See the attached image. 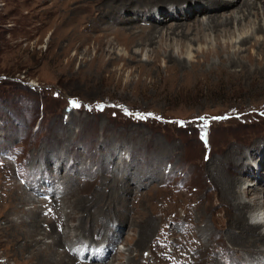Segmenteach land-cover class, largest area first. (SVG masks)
Listing matches in <instances>:
<instances>
[{"label":"rangeland","instance_id":"374dc122","mask_svg":"<svg viewBox=\"0 0 264 264\" xmlns=\"http://www.w3.org/2000/svg\"><path fill=\"white\" fill-rule=\"evenodd\" d=\"M102 1L118 2L0 0V226L24 194V216L34 217V234L41 233L42 246L58 237V252L110 244L114 253L121 250L105 261L111 264H129V254L137 264H213L215 258L225 264L236 211L223 201L211 169L225 154H247L258 176L252 172L247 182L260 184L261 197L245 215L264 205V181L256 180L264 175V56L229 67L217 55L197 52L182 66L170 49L186 54L196 42L169 40V30L154 36L148 29L140 43L124 27L113 26L108 35L89 27ZM253 49L248 54L255 55ZM231 158L219 166L240 180L235 172L242 168L241 176L247 159L238 165ZM49 182H57L62 194L58 226L41 215L38 203L46 201L33 195ZM104 216L116 226L114 244L111 234L96 232ZM205 226L208 240L199 231ZM17 230L0 228V263H14L9 233L20 239L18 250ZM64 232L78 237L65 238ZM140 236L141 246L135 245ZM28 255L25 250L24 260ZM61 256L65 264H79L71 254ZM98 262L104 264H89Z\"/></svg>","mask_w":264,"mask_h":264},{"label":"bare ground","instance_id":"6f19581e","mask_svg":"<svg viewBox=\"0 0 264 264\" xmlns=\"http://www.w3.org/2000/svg\"><path fill=\"white\" fill-rule=\"evenodd\" d=\"M124 1L125 2L121 4H120L121 0H118V2L114 1L110 4L105 2L104 4L103 1L101 3L96 2L98 8H97V16L95 18L98 19V22L100 21V24H98V22H94L95 19L94 18L93 21L90 20L91 22L89 27L93 26L94 30L96 31L100 30L104 32V34L106 35H108V29L112 28L113 26H114L113 27L114 31L115 30L119 31L124 27L129 32L133 31V34L131 33L130 34L132 36H138V38L136 39L134 38V40L139 39L140 43L143 41L142 38L146 36L147 33L146 30L148 29L151 31L152 35L156 33V30H161L164 32H166L165 30H169L171 35H166V38H170L169 40L178 39L180 40L179 41L180 44H183L186 41L190 43L191 41L196 42L193 44L197 48L191 47V50H188L186 54H184L183 51H180L177 48L178 53L176 55L175 54L176 49L169 48L170 50H172L171 54L169 55L171 57H174L175 59L178 58L179 59L178 62L182 66L185 65L186 61H189L190 59L193 58V57L191 58L193 53L195 54L197 52L201 53L203 56L206 57H209V54L217 55L219 56V58H221L219 62L220 63L227 62L229 64V67L237 66L239 60L242 59L252 62L255 59V57L257 58V56H260L261 58H263L264 56V0H124ZM167 3H170V6L163 9L162 6ZM97 5L95 4L96 7ZM95 6L94 8H96ZM205 6L209 10L204 9L203 7ZM154 7L157 8L154 10L153 13H151L150 11ZM196 9L198 10L196 11ZM91 10L93 12V8H91ZM193 11L197 13L195 16H194L195 13ZM194 17H196L195 21L193 20ZM190 18L192 19V21L190 20ZM105 20L109 21V23L104 22ZM111 22H113L115 25ZM131 35L129 36L131 37ZM158 37H160V35L157 33L156 37H154V40L155 38L157 39ZM152 42H153L152 40H146L145 44L148 43L150 45ZM188 47L189 46L187 45V48ZM251 48H255L253 49L255 50L254 52L255 55H252L251 53L248 54V51ZM233 154L234 153H228L225 154V156L220 157L217 160V164H216L219 168H215L214 165V167L211 169L212 174H217L218 179L216 180V182L219 184L218 186L222 188V191H224L223 201L229 204V209L236 211V214L233 213L232 216L233 218L231 217V219L233 220L231 230L234 232L228 233L229 235L227 234L228 239L232 240L231 248L233 249L231 251H227L228 254H225L223 252L222 256L223 257L230 256V258H228V260L225 261V264H264V245L263 246L261 245L262 243H264V229L261 228L264 226V205H258L257 207H254L248 213V215H245V209L247 207L250 208V206L255 204L256 201H258L259 198L261 197V195L258 192L260 184H258V182H250V183L247 182L249 176L252 177L251 175L252 172L254 176H257L255 175V168L252 166L251 162H250L251 165L249 164V162H247L250 157H248L247 154L244 155L241 153L235 155ZM229 155H231L232 157L231 161L232 160L237 161L236 163L238 165L242 164V160H243L242 158L247 159L246 163H248L249 166H246L247 168L243 170L241 176L239 174L242 172V168L237 169L240 173L235 172V174L238 176V179L240 180H237V177L235 179L234 177L230 178L229 176H226L222 168L219 166L220 160L226 162V158ZM48 160L50 159L46 160L47 163ZM250 166H252L253 168ZM245 173L246 175L244 176ZM73 179L75 178H69L68 180L65 178V181L67 182ZM256 180L264 181V175L260 176ZM252 186L254 187L256 186V187L253 188ZM23 196L24 194H21L17 198H15L16 206L15 205L11 206V215L6 214L4 218L5 219L4 225L0 226L1 230L5 232H8V229L11 227L13 229L16 228L18 230H22V236H21L22 244L18 250H17L18 248L17 245L20 239L18 237L16 238L15 236L13 237L9 233L10 235L9 241H11L10 243H12L13 245H15V249H16L14 251L15 257L13 258L14 260L13 264H28V263L37 264L36 263L37 262L36 260H38L37 258L41 260L42 263L40 264H65V257L61 256V254L64 253L65 256H68L70 252L67 253L66 249L68 250H74V249L69 246H64L61 247L64 248V251L58 252L56 247L61 246L58 237L54 238L53 241H51L50 243H46L45 246L41 245V242L44 241V239L43 237H40L41 233H38L39 235L34 234L33 227L35 226V222L32 220V218L34 217L28 216L26 218L24 216L25 215L24 205L26 204L27 199H25ZM262 199L264 200V192L262 195ZM29 201L31 202L33 200L30 199ZM90 201H92V199ZM18 205L21 207H19ZM34 207L36 209L37 206ZM225 207L227 206L225 205ZM80 209L82 210V206L80 207ZM83 212L87 215V210ZM100 221L101 223L98 226L96 225L97 227L96 232L100 234L101 232L104 231L105 232L104 236L106 235V233H108V235L111 234L110 239H108L107 237H105L104 239L105 240L108 239L110 243L113 244L116 243V237H114L117 231L115 228L116 226L113 225L110 226L105 216L103 219H100ZM144 227H146V229L144 230L150 231L149 225ZM209 227L210 226H205V228H201V230H199L202 231L200 235L204 236V238L206 239L210 237L208 235ZM121 229L122 228H120L119 231H121ZM64 233L67 234L66 232ZM84 234H86V232L85 233L82 232L80 235L79 234L78 235L83 237ZM58 235L61 239H65V238L73 239L78 237L77 235H73V234H67L65 238L62 237L61 234ZM88 238L90 237L88 236ZM92 238L93 236L91 235L90 239ZM69 239L68 241L67 240L65 241L69 242ZM84 239H86V237ZM207 240L205 242L206 246H208ZM240 240H242V242L244 240L245 242L242 243L240 242ZM27 241L31 243L29 248H26ZM141 242H142V237L140 236L139 241L135 245L141 246ZM107 246L108 245H106L105 247ZM25 250H28V254H29L26 260H24L25 255L23 256V254H25ZM126 250H129V248H126ZM108 251L110 252L109 257L111 258V260L115 257V255L118 252H121V250H117L114 254H112L111 249H108ZM128 260H129V264H137L136 258L131 254H129ZM8 262L9 259L6 258L0 264H8ZM212 262H214L213 264H224L222 263L224 262V259L215 258L212 259ZM95 264H101V263L98 262ZM104 264H111V263L104 262Z\"/></svg>","mask_w":264,"mask_h":264},{"label":"snow or ice","instance_id":"6c2138e0","mask_svg":"<svg viewBox=\"0 0 264 264\" xmlns=\"http://www.w3.org/2000/svg\"><path fill=\"white\" fill-rule=\"evenodd\" d=\"M72 104L74 107H80V105L76 101H73ZM201 119H203V118H201Z\"/></svg>","mask_w":264,"mask_h":264}]
</instances>
